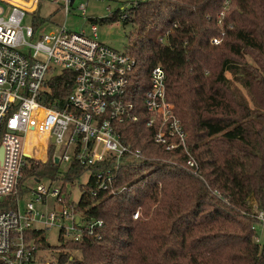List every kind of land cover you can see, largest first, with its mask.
Masks as SVG:
<instances>
[{"label":"trees","instance_id":"obj_1","mask_svg":"<svg viewBox=\"0 0 264 264\" xmlns=\"http://www.w3.org/2000/svg\"><path fill=\"white\" fill-rule=\"evenodd\" d=\"M116 19L114 14L104 21ZM123 22L131 24L126 50L136 61L132 99L143 101L150 70L160 65L166 98L198 173L185 168L180 149L174 153L153 142L143 109L139 121L121 125L120 137L145 158L123 162L115 193L95 190L101 164L72 161L61 173L51 156L28 160L20 181H61L66 201L86 218L102 220L100 238L65 240L59 231L53 257L68 264H264V244L255 231V208L264 211V0L142 2ZM170 29L167 44L157 41ZM213 37L220 43L212 44ZM73 77L65 70L49 80L59 105ZM31 136L42 156L44 138L31 134L27 142ZM19 190L0 198V211L15 207ZM28 234L39 249L50 248L44 230Z\"/></svg>","mask_w":264,"mask_h":264},{"label":"built area","instance_id":"obj_2","mask_svg":"<svg viewBox=\"0 0 264 264\" xmlns=\"http://www.w3.org/2000/svg\"><path fill=\"white\" fill-rule=\"evenodd\" d=\"M40 1L45 0H0V198L17 192L28 160L46 162L49 156L57 164L67 163V168L72 161L87 167L101 164L95 190L115 193L123 162L145 158L120 137L121 125L139 121L141 109L147 114L146 126L153 128V142L174 153L180 149L186 155L185 168L198 173L181 122L166 98L163 68L156 65L150 70L143 101L135 102L130 78L135 58L126 49L98 41L95 21L85 29L72 30L64 22L41 32L40 23L25 24ZM48 1H62L66 16L74 0ZM152 1L156 0H114L118 7L107 18L116 14V21L123 22L140 3ZM86 6L84 2L78 8L84 13ZM170 32L161 33L157 41L167 44ZM210 42L218 44L220 39L213 37ZM65 70L74 75L72 89L59 105L49 80ZM28 134L44 138L42 156L36 142H26ZM47 198L55 207L37 208L35 203L44 205ZM255 213L264 225V211L255 208ZM139 215L136 210L132 217ZM101 226L102 220L86 218L65 200L61 185L39 184L34 200L23 208L17 199L14 208L0 211V264H49L45 258L49 250L38 248L30 230L56 227L65 240L80 241L84 235L100 238L96 231Z\"/></svg>","mask_w":264,"mask_h":264},{"label":"rangeland","instance_id":"obj_3","mask_svg":"<svg viewBox=\"0 0 264 264\" xmlns=\"http://www.w3.org/2000/svg\"><path fill=\"white\" fill-rule=\"evenodd\" d=\"M84 2H87V6L83 13L78 7L80 3ZM63 7L64 5L62 1H59L57 4H53L48 0L40 1L34 14L27 16L24 19V23L34 25V22H36L37 19L42 20V22H39V26L41 29L38 30L41 32L55 29L64 22L65 26L69 29H85L89 27L92 21H95V24L97 25L96 34L98 41L120 51L126 49L127 45L129 44L128 33L131 29V24L124 23L122 21L107 23L103 20L110 16L111 11H114L115 8L118 7L114 0H74L72 5L69 6V14H67L66 16L64 14ZM31 140H33L32 136ZM58 168L61 173L65 172V170L67 169V163L58 164ZM85 179H87V176H84V178H82V181ZM39 184H42L47 188H51V186H59L61 184V181L57 180L51 182L48 178L37 179L35 177H28L20 181V188L22 190L28 189V191L22 194V196L19 198L21 208H23L22 206L26 201L34 200V190ZM72 193V199L77 202L80 197L79 186H75L74 188H72ZM48 201L49 206L54 204L52 198H48ZM38 204L39 203H35L37 207ZM42 209H44V207ZM255 231L257 234L258 242L263 245L264 225H262L261 223H256ZM58 232L59 229L56 227H49L48 229H45V240L50 245V248L45 249L49 250L45 252V258L48 260L47 262L49 264H68L67 262H58L52 255V252L54 250H58L53 248V246H59ZM70 253L76 258L80 257L79 250L73 249L70 251Z\"/></svg>","mask_w":264,"mask_h":264},{"label":"crops","instance_id":"obj_4","mask_svg":"<svg viewBox=\"0 0 264 264\" xmlns=\"http://www.w3.org/2000/svg\"><path fill=\"white\" fill-rule=\"evenodd\" d=\"M19 187H20V186H19ZM20 189H21V188H20ZM17 191H18V189H17ZM26 191H28V189H27V190H26V189H25V190H22V189H21V192H20V190H19V192H20V196H19V198L22 196V194L26 193ZM19 198H18V199H19ZM29 201H30V200H29ZM26 202H28V201H26ZM26 202H25V203H26ZM53 202H54V201H53ZM25 203H24V205H25ZM19 204H20V202H19ZM24 205H23V206H24ZM20 206H21V205H20ZM23 206H22V207H23ZM43 207H44V208H45V207H47V208H48V207H55V202H54L53 205L49 206V201H48V198H47V199H46V203H45L44 205H42V204H38V207H37V208L42 209ZM44 233H45V230H44ZM58 233H59V232H58Z\"/></svg>","mask_w":264,"mask_h":264},{"label":"water","instance_id":"obj_5","mask_svg":"<svg viewBox=\"0 0 264 264\" xmlns=\"http://www.w3.org/2000/svg\"><path fill=\"white\" fill-rule=\"evenodd\" d=\"M72 1H73V0H70V3H72ZM51 140L53 141L54 138H52ZM0 156H1V149H0ZM54 161H55V163H57V159H56V158L54 159ZM77 220H78V218H77Z\"/></svg>","mask_w":264,"mask_h":264},{"label":"bare ground","instance_id":"obj_6","mask_svg":"<svg viewBox=\"0 0 264 264\" xmlns=\"http://www.w3.org/2000/svg\"><path fill=\"white\" fill-rule=\"evenodd\" d=\"M29 135V134H28ZM28 138V137H27ZM27 138H26V140H27ZM27 142V141H26Z\"/></svg>","mask_w":264,"mask_h":264}]
</instances>
